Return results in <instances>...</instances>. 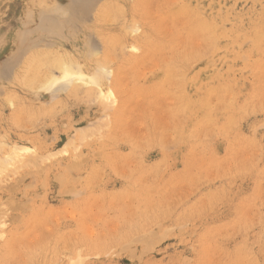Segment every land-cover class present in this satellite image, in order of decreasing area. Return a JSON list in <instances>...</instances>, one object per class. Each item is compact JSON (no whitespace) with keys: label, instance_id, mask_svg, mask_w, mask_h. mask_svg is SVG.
Listing matches in <instances>:
<instances>
[{"label":"rangeland","instance_id":"374dc122","mask_svg":"<svg viewBox=\"0 0 264 264\" xmlns=\"http://www.w3.org/2000/svg\"><path fill=\"white\" fill-rule=\"evenodd\" d=\"M0 264H264V0H0Z\"/></svg>","mask_w":264,"mask_h":264},{"label":"bare ground","instance_id":"6f19581e","mask_svg":"<svg viewBox=\"0 0 264 264\" xmlns=\"http://www.w3.org/2000/svg\"><path fill=\"white\" fill-rule=\"evenodd\" d=\"M80 70V69H79ZM65 80L67 82H72L74 80H80V81H83L84 83H94L95 80L94 78H89L81 73H79V71H76V69L72 68L70 65L68 64H63V67H61V75L58 77V78H54V79H51L50 82H53L55 83L57 80ZM49 84V83H48Z\"/></svg>","mask_w":264,"mask_h":264}]
</instances>
